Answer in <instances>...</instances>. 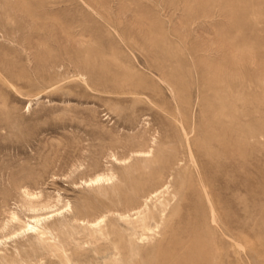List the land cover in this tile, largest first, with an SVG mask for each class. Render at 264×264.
I'll use <instances>...</instances> for the list:
<instances>
[{
    "label": "rangeland",
    "instance_id": "1",
    "mask_svg": "<svg viewBox=\"0 0 264 264\" xmlns=\"http://www.w3.org/2000/svg\"><path fill=\"white\" fill-rule=\"evenodd\" d=\"M263 81L264 0H0V239L27 191L107 216L122 264H264ZM167 180L147 245L119 215Z\"/></svg>",
    "mask_w": 264,
    "mask_h": 264
},
{
    "label": "bare ground",
    "instance_id": "2",
    "mask_svg": "<svg viewBox=\"0 0 264 264\" xmlns=\"http://www.w3.org/2000/svg\"><path fill=\"white\" fill-rule=\"evenodd\" d=\"M148 153L139 152L137 155H147ZM113 180V175L102 173L84 181V185L101 187ZM146 180L144 181L146 182ZM171 188V181L167 180L147 195L142 207L136 212L119 215L120 219L126 222L130 233H142L147 245L154 243L163 236L164 229L176 213L174 202L177 193L173 192ZM24 194L22 210L32 214V217L29 218L31 221L23 223L20 216L13 213L7 223L1 227L3 235L2 240L0 239V264H29L34 259L41 262L47 257L57 259L59 264H122L118 243L113 241L112 233L106 225L107 216L94 221H87L74 213L69 202L64 203L59 208L57 205L51 207L49 202L42 199L41 194H30L27 191ZM57 202L61 203L62 198L59 197ZM54 208L56 209L41 215V213ZM211 212L213 213V221H216L213 207ZM69 213L72 216H68ZM50 219L52 221H49ZM17 226H19V231L9 236L5 235L9 228ZM20 237L29 238L28 244H22L26 247L24 250L11 256L1 253L3 250L1 245H4L7 240ZM129 242L132 254H138L139 251L132 236H130ZM86 245L89 246L88 249H86ZM88 254H91L92 258L88 262L82 263L80 258Z\"/></svg>",
    "mask_w": 264,
    "mask_h": 264
}]
</instances>
